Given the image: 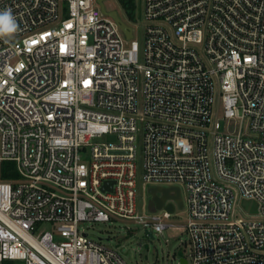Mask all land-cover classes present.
I'll return each instance as SVG.
<instances>
[{"label":"built area","instance_id":"2783aa9c","mask_svg":"<svg viewBox=\"0 0 264 264\" xmlns=\"http://www.w3.org/2000/svg\"><path fill=\"white\" fill-rule=\"evenodd\" d=\"M142 11L139 43L98 0H0V162L18 172L0 179V264H127L79 222L171 224L172 198L140 211L139 148L146 183L186 192L178 264H264V0Z\"/></svg>","mask_w":264,"mask_h":264},{"label":"rangeland","instance_id":"374dc122","mask_svg":"<svg viewBox=\"0 0 264 264\" xmlns=\"http://www.w3.org/2000/svg\"><path fill=\"white\" fill-rule=\"evenodd\" d=\"M108 10H115L119 18L132 27L134 37L142 43L143 19L142 0H103ZM139 92L138 103L142 100V79L138 77ZM220 96L217 99L216 115L221 129L238 128L239 121L235 118H224ZM138 199L143 203V214L151 210L147 206L149 193L147 187L152 185L142 179V162L140 148L136 158ZM181 198L185 200L186 192L181 189ZM140 205L138 209L140 208ZM244 204L239 203L237 209H243ZM187 209L175 207V214L167 220L171 224L160 231H154L153 237H148L144 226L133 218L112 217L108 221H82L79 229L85 230L93 239H101L107 246L121 248L127 264H178L180 257L189 259L190 243L185 228ZM46 228L50 226L45 224Z\"/></svg>","mask_w":264,"mask_h":264},{"label":"water","instance_id":"95a60500","mask_svg":"<svg viewBox=\"0 0 264 264\" xmlns=\"http://www.w3.org/2000/svg\"><path fill=\"white\" fill-rule=\"evenodd\" d=\"M100 3L101 11L102 12H107L103 6L102 0H98ZM109 15H111L120 25V27L126 31V35L130 36L131 32L129 31V27L119 18L117 15L116 11H110L107 12ZM173 192H170V191ZM147 192L149 193V198L147 200V206L150 210H155L159 208H165L169 211H173L174 205L170 202L165 204V200L167 198H172L175 200L176 204L178 207L182 206V199L180 195V189L178 186H157V185H151L147 187ZM148 237L152 238L153 234L149 230H145ZM180 262L184 263L185 260L183 258H180Z\"/></svg>","mask_w":264,"mask_h":264},{"label":"trees","instance_id":"16d2710c","mask_svg":"<svg viewBox=\"0 0 264 264\" xmlns=\"http://www.w3.org/2000/svg\"><path fill=\"white\" fill-rule=\"evenodd\" d=\"M18 177L14 162L2 160L0 162V179L14 181Z\"/></svg>","mask_w":264,"mask_h":264}]
</instances>
